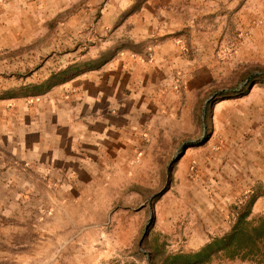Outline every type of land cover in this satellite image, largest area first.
Here are the masks:
<instances>
[{
	"label": "rangeland",
	"instance_id": "rangeland-1",
	"mask_svg": "<svg viewBox=\"0 0 264 264\" xmlns=\"http://www.w3.org/2000/svg\"><path fill=\"white\" fill-rule=\"evenodd\" d=\"M76 1L58 7L57 0H0V98L9 92L22 96L67 66L91 40L116 42L111 31L92 29L101 16L69 14ZM108 1L124 11L137 2L142 25L172 33L197 60L196 75L174 78L177 89L191 83L197 90L194 120L177 135L166 120L157 130L169 135L142 143L146 152L122 169L107 160L106 174L77 175L80 183L58 191L57 199L44 191L40 200H28L20 208L21 222L9 231L7 264H152L151 253L162 264L168 254L198 250L226 233L236 220L233 206L251 199V191L218 188V170H238L244 160L222 163L215 155L224 144L238 151L264 134V0ZM106 17L116 23L115 14ZM187 150L202 162L193 159L182 167ZM250 162L258 168L256 160ZM207 264L260 263L216 258Z\"/></svg>",
	"mask_w": 264,
	"mask_h": 264
},
{
	"label": "crops",
	"instance_id": "crops-1",
	"mask_svg": "<svg viewBox=\"0 0 264 264\" xmlns=\"http://www.w3.org/2000/svg\"><path fill=\"white\" fill-rule=\"evenodd\" d=\"M57 3L65 5L64 0ZM69 7L74 9L71 15L101 16L92 29L98 34L111 31L116 42L91 40L67 65L77 73L36 96L0 98V264H7L9 231L21 222L20 208L28 200H40L44 191L57 199L58 191L75 189L80 183L77 175L106 174L107 160L122 169L146 152L140 150L142 143L169 135L170 130H157L165 128L166 120L176 135L194 120L197 90L191 83L184 90L180 83L177 89L174 78L183 73L186 80L201 66L192 64L197 60L187 56L172 33L142 25L137 2L125 11L108 0H78ZM114 14L116 23H107L106 16ZM156 35L160 41L141 43ZM229 145L220 146L215 158L222 163L229 158L244 161L238 170H218L222 176L217 177L218 188L251 191V216L264 215V134L249 139L238 151ZM193 159L203 158L187 150L179 164L185 167ZM250 160H256L258 168L251 169Z\"/></svg>",
	"mask_w": 264,
	"mask_h": 264
},
{
	"label": "trees",
	"instance_id": "trees-1",
	"mask_svg": "<svg viewBox=\"0 0 264 264\" xmlns=\"http://www.w3.org/2000/svg\"><path fill=\"white\" fill-rule=\"evenodd\" d=\"M77 71L74 66H67L59 71L48 73L41 81L35 83L31 90L25 91V94L21 95L36 96L43 91L41 89L45 84L49 88L59 82L66 81ZM250 81L252 80H248L247 85L250 84ZM19 95L9 92L5 97ZM190 145H187L186 148ZM252 203L253 199L233 206L236 221L230 231L211 239L198 250L168 254L162 260V264H207L216 258L241 259L264 264V215L251 216ZM159 259L155 253L150 254L152 264H158Z\"/></svg>",
	"mask_w": 264,
	"mask_h": 264
},
{
	"label": "water",
	"instance_id": "water-1",
	"mask_svg": "<svg viewBox=\"0 0 264 264\" xmlns=\"http://www.w3.org/2000/svg\"><path fill=\"white\" fill-rule=\"evenodd\" d=\"M147 231H148V225L146 226V230H145V232H144L143 239H144V237H145V235H146Z\"/></svg>",
	"mask_w": 264,
	"mask_h": 264
}]
</instances>
